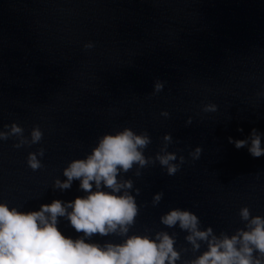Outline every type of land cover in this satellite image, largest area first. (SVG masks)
Instances as JSON below:
<instances>
[{
    "label": "water",
    "instance_id": "water-1",
    "mask_svg": "<svg viewBox=\"0 0 264 264\" xmlns=\"http://www.w3.org/2000/svg\"><path fill=\"white\" fill-rule=\"evenodd\" d=\"M88 42L94 47L85 50ZM157 78L165 87L152 95ZM205 103L218 111L203 112ZM13 122L26 136L38 124L44 138L20 149L14 138L0 142V201L10 207L38 211L86 195L79 180L65 191L52 184L99 137L129 127L148 132L146 157H155L168 133V151L177 163L185 157L173 176L158 162L140 177L135 167L121 174L140 189L132 192L140 214L129 234L175 232L177 250L190 248L178 225L160 223L174 208L192 211L202 229L231 234L243 227L242 207L264 216V156L228 139H246L255 128L264 147V0H0V129ZM41 147L44 167L33 171L26 159ZM58 227L80 235L64 218ZM108 241L121 238L95 235L91 242Z\"/></svg>",
    "mask_w": 264,
    "mask_h": 264
},
{
    "label": "clouds",
    "instance_id": "clouds-1",
    "mask_svg": "<svg viewBox=\"0 0 264 264\" xmlns=\"http://www.w3.org/2000/svg\"><path fill=\"white\" fill-rule=\"evenodd\" d=\"M94 47L92 42L84 45L85 50ZM165 81L155 79L152 95L164 90ZM205 113L218 111L214 103L202 105ZM169 117L167 111L161 112ZM192 123L189 117L186 125ZM3 129H7L6 131ZM0 129V142L15 139L16 149L39 144L44 132L37 124L26 136L25 130L18 123L3 125ZM243 131V129H238ZM163 145L155 157L144 154L152 142L147 131L137 134L129 127H124L115 134H104L98 138L90 154L83 159L72 160L63 169L65 180L56 178L53 189L69 190L74 180H79V187L86 193L74 200L64 202L54 199L50 204H41L38 211H22L16 206H9L7 201H0V264H264V216H253L247 206L239 210L243 227L229 234L221 231L216 234L211 226L202 229L200 218L190 210L174 208L160 216V223L167 228L177 225L189 247L176 248L177 233L169 234L160 230L154 234H129L136 224L140 207L132 194H140L134 188L132 179H124L122 173H128L134 167V175L140 177L141 169L156 162L166 170L167 175H175L185 163V157L168 151L173 142L170 133L163 136ZM229 143L237 149L247 147L254 158L264 156L262 134L253 128L246 139ZM201 147H196L189 155L193 160L200 158ZM45 149L29 152L26 163L33 171L44 167L42 158ZM107 189V190H105ZM164 193L154 194L152 206L159 205ZM60 218L80 234L77 238L65 235L58 227ZM99 235L117 236L121 241L91 242ZM194 258H182V254L200 252Z\"/></svg>",
    "mask_w": 264,
    "mask_h": 264
}]
</instances>
